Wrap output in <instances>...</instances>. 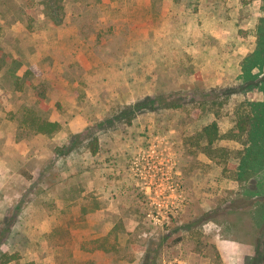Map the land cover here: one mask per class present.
Masks as SVG:
<instances>
[{"label":"rangeland","instance_id":"obj_1","mask_svg":"<svg viewBox=\"0 0 264 264\" xmlns=\"http://www.w3.org/2000/svg\"><path fill=\"white\" fill-rule=\"evenodd\" d=\"M263 9L0 0V264H264Z\"/></svg>","mask_w":264,"mask_h":264},{"label":"trees","instance_id":"obj_2","mask_svg":"<svg viewBox=\"0 0 264 264\" xmlns=\"http://www.w3.org/2000/svg\"><path fill=\"white\" fill-rule=\"evenodd\" d=\"M157 103L162 107L168 105L167 102L162 104L160 101H157ZM28 120H30V124L34 128V130L39 133L51 134L60 128V124L56 121H49V120L41 119V118L34 117V116L29 117ZM235 124H236L235 125L236 133L232 134L231 135L232 137H237V136L242 137L245 133L247 134L248 132H250L251 142L253 140L252 143L257 144L255 140H257L258 138L256 139L252 138V133L254 131V128L257 126V123H255L253 119H251L246 114H237ZM201 135L205 139L207 144H210L215 140L221 139L223 137H227L228 133L225 135H222L221 133H219L217 123L215 121H212L211 123L202 127ZM260 149L261 148H259V150ZM246 153L249 156L252 153V149L248 147L246 149ZM248 161H249L248 159H245L243 163L241 164V168L243 169V171H244V168H246V165H247L246 163H248ZM12 258L13 257L11 256L5 257L2 263L4 264L8 262L9 260H11ZM263 263H264V259H263Z\"/></svg>","mask_w":264,"mask_h":264},{"label":"crops","instance_id":"obj_3","mask_svg":"<svg viewBox=\"0 0 264 264\" xmlns=\"http://www.w3.org/2000/svg\"><path fill=\"white\" fill-rule=\"evenodd\" d=\"M165 13H169V14L177 13V14L181 15V9L177 10L174 7L172 8V3H169V7L166 8ZM263 14H264V9H263ZM237 248H238V251H237L235 245L233 244L232 251H231L232 252L231 255H232L233 260H235L236 257H239L240 252L243 253L245 251V245L239 244ZM230 264H234V262H231Z\"/></svg>","mask_w":264,"mask_h":264},{"label":"built area","instance_id":"obj_4","mask_svg":"<svg viewBox=\"0 0 264 264\" xmlns=\"http://www.w3.org/2000/svg\"><path fill=\"white\" fill-rule=\"evenodd\" d=\"M167 264H185V263L182 260H173V261H170Z\"/></svg>","mask_w":264,"mask_h":264}]
</instances>
